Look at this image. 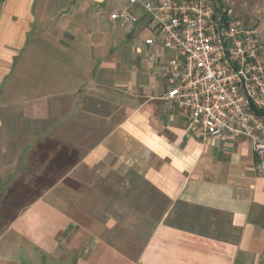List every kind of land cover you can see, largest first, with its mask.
I'll return each instance as SVG.
<instances>
[{
	"label": "crops",
	"instance_id": "1",
	"mask_svg": "<svg viewBox=\"0 0 264 264\" xmlns=\"http://www.w3.org/2000/svg\"><path fill=\"white\" fill-rule=\"evenodd\" d=\"M162 41L129 0H0V264H264L251 143L170 108ZM48 145L69 165L11 212Z\"/></svg>",
	"mask_w": 264,
	"mask_h": 264
},
{
	"label": "built area",
	"instance_id": "2",
	"mask_svg": "<svg viewBox=\"0 0 264 264\" xmlns=\"http://www.w3.org/2000/svg\"><path fill=\"white\" fill-rule=\"evenodd\" d=\"M129 3L142 9L172 54L166 103L205 136L247 139L264 172V43L259 31L219 0ZM110 19L122 28L138 22L127 9Z\"/></svg>",
	"mask_w": 264,
	"mask_h": 264
},
{
	"label": "rangeland",
	"instance_id": "3",
	"mask_svg": "<svg viewBox=\"0 0 264 264\" xmlns=\"http://www.w3.org/2000/svg\"><path fill=\"white\" fill-rule=\"evenodd\" d=\"M229 8H232L242 23L259 31L264 43V0H219ZM60 155H52L56 148L52 146H40L34 149V153L26 164V173L23 179L14 183L9 197L8 206L13 212L23 202L28 203L35 195L32 193L34 187L43 189L55 181L63 168L69 165L70 156L75 152L61 147ZM48 155V156H46ZM55 177V178H54Z\"/></svg>",
	"mask_w": 264,
	"mask_h": 264
},
{
	"label": "water",
	"instance_id": "4",
	"mask_svg": "<svg viewBox=\"0 0 264 264\" xmlns=\"http://www.w3.org/2000/svg\"><path fill=\"white\" fill-rule=\"evenodd\" d=\"M96 1H100V0H96Z\"/></svg>",
	"mask_w": 264,
	"mask_h": 264
}]
</instances>
